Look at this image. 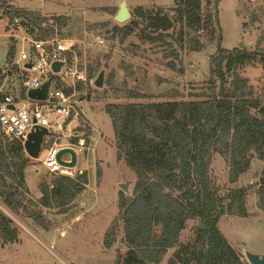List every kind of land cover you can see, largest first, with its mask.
<instances>
[{
	"label": "trees",
	"instance_id": "obj_1",
	"mask_svg": "<svg viewBox=\"0 0 264 264\" xmlns=\"http://www.w3.org/2000/svg\"><path fill=\"white\" fill-rule=\"evenodd\" d=\"M219 1L172 0L167 7H138L133 13L135 18L121 28L122 36L127 37L144 22L145 28L140 29L144 41H164L169 30L182 39L186 29L201 30L212 40L214 24L218 27ZM4 11L11 21L20 18L27 33L37 38L46 37L45 30L54 29V23H48L40 14L10 8ZM54 19L63 24L62 17ZM43 22L47 27L41 26ZM263 40L264 28L257 46ZM14 52L11 45L7 63ZM257 59L264 64V55L257 49L223 48L218 44L209 58L208 79L193 93L194 98L105 105L116 136L117 158L133 174L130 192L118 191V211L103 237L104 246L109 248L116 241L118 228L123 235L126 250L115 264H160L172 248L176 249L167 258L169 264H249L241 260L217 225L225 213L248 214V186L221 195L210 168L214 156H220L229 181L235 182L248 171L253 159L264 160V98L254 96L248 79L239 73L241 67ZM15 70L16 65L8 69ZM7 75L0 65V99L7 93L1 90ZM92 78L89 75L88 79ZM65 90L72 92L70 86ZM86 131L88 135L90 127ZM30 160L21 141L8 138L0 129V201L15 215L46 229L49 224L45 210L67 211L85 189L88 175L82 171L74 177L58 175L51 183L41 180L34 201L27 196L25 179ZM98 174L100 177L99 170ZM255 193L257 207L264 213V165ZM188 221L198 224L191 241L180 243V233ZM18 232L13 219L0 209V242L17 241Z\"/></svg>",
	"mask_w": 264,
	"mask_h": 264
},
{
	"label": "rangeland",
	"instance_id": "obj_2",
	"mask_svg": "<svg viewBox=\"0 0 264 264\" xmlns=\"http://www.w3.org/2000/svg\"><path fill=\"white\" fill-rule=\"evenodd\" d=\"M122 0H0V65L8 75L3 80L1 90L9 91L14 97L22 96L18 71L12 69L20 51L28 48L29 34L19 22L10 20L6 8L31 11L46 17L54 23L52 30H45L48 37L65 38L73 42V54L68 59L70 73L64 87L70 86L77 100L79 113V133L87 134L90 127L89 149L77 150L78 170L86 171L88 183L85 189L70 203L65 212L57 208L45 210L49 228H40L30 220L15 215L1 203L0 209L13 219L19 229L18 240L11 243L0 242V264H115L124 255L126 247L120 239L119 228L116 241L111 247L103 244L104 233L116 217L118 208L117 185L120 172L133 174L117 158L116 136L111 119L104 111L106 104L127 102H163L189 100L193 93L208 79L209 58L216 52L218 44L223 48L237 46L248 50L261 51L264 55V40L257 46V40L264 28V0H220L217 6L218 27L212 40L208 33L186 29L180 39L173 30L164 41L148 42L141 39L139 26L127 37L122 36L124 25L134 19L138 7L150 9L169 6L172 0H126L131 13L129 20L116 22L114 15ZM213 12V10H212ZM62 17L58 24L55 17ZM42 27H47L43 22ZM219 29V30H218ZM220 33V34H218ZM103 38L97 44L94 36ZM221 40L218 41V38ZM11 45L15 52L7 63V53ZM108 66L104 73V84L96 87L92 81L104 62ZM242 77L248 79L254 96L264 98V64L257 59L239 69ZM92 75V79H88ZM80 87V89H78ZM144 95L133 97L131 94ZM77 129V130H78ZM67 141L62 138L61 142ZM47 149L42 147L37 159L31 158L25 170L27 196L36 200L37 185L44 180L51 183L58 174L51 173L42 164ZM65 157H68L65 155ZM264 160L253 159L248 171L235 182H230L228 169L218 155L214 156L210 176L221 195L229 190L248 186L245 197L246 216L225 213L218 221V228L231 246L248 262L245 251L264 254V213L257 207L255 190ZM100 171V177L98 174ZM198 221H188L179 236L180 243L191 241L194 226ZM120 247H117V241ZM168 251V256L175 250ZM168 256L160 263L167 262Z\"/></svg>",
	"mask_w": 264,
	"mask_h": 264
},
{
	"label": "built area",
	"instance_id": "obj_3",
	"mask_svg": "<svg viewBox=\"0 0 264 264\" xmlns=\"http://www.w3.org/2000/svg\"><path fill=\"white\" fill-rule=\"evenodd\" d=\"M13 20L16 24L19 22L18 17ZM27 37L28 48L20 51L19 58L14 63L18 68V78L24 96L14 97L8 91L1 97L0 129L8 138L20 140L23 146L27 134L36 126L46 128L47 133L43 135L41 142V148L47 149L46 157L42 161L43 166L51 173L74 177L76 165L64 166L56 160L57 152L61 148L69 147L75 152L89 149V142L87 143L89 136L79 133V125L75 123L79 121L80 115L73 90L67 93L63 85L68 73L74 76L68 71L70 70L68 59L73 54V42L65 38L48 36L37 38L34 34ZM94 38L97 44L103 43L100 35L97 34ZM56 61L62 62L63 65L59 71L54 72L52 63ZM26 64L31 66L26 67ZM48 79L51 82L44 100H33L26 96L29 89L39 88ZM9 105H13V109L9 108ZM62 138H66L67 141L61 142ZM61 158L67 162L71 159L68 153L63 154ZM77 173H82V170H78Z\"/></svg>",
	"mask_w": 264,
	"mask_h": 264
},
{
	"label": "water",
	"instance_id": "obj_4",
	"mask_svg": "<svg viewBox=\"0 0 264 264\" xmlns=\"http://www.w3.org/2000/svg\"><path fill=\"white\" fill-rule=\"evenodd\" d=\"M131 17V13L127 7L126 0H122L120 4L118 5V9L116 11V14L114 15V20L119 23H123L126 20H129ZM63 65L62 62H53L52 63V69L54 72L59 71L60 67ZM26 67H30V64H26ZM108 63L107 61L104 62L103 67L98 72L97 76L93 79L92 83L96 87H102L104 84V73L105 69L107 68ZM50 79L46 80L39 88L29 89L26 93V96L33 100H44L47 96V91L50 85ZM9 108L13 109V105H9ZM47 133L46 128L44 127H38L36 126L32 131H30L26 139L23 143V149L25 153L33 159H37L41 150V142L43 139V135ZM65 153L70 154V161H64L61 156ZM56 160L61 165L64 166H71L74 167L77 163V154L74 151V149L66 147L61 148L57 152ZM130 182L131 178L128 177V174L126 172H120L119 178L117 180V185L121 189V191L125 193L130 192ZM123 238V235H121L120 239ZM117 241V247H120L119 241ZM245 257L249 264H264V254L259 255L256 253H252L249 251H245Z\"/></svg>",
	"mask_w": 264,
	"mask_h": 264
},
{
	"label": "crops",
	"instance_id": "obj_5",
	"mask_svg": "<svg viewBox=\"0 0 264 264\" xmlns=\"http://www.w3.org/2000/svg\"><path fill=\"white\" fill-rule=\"evenodd\" d=\"M36 182H34V186H36L37 185V180H35Z\"/></svg>",
	"mask_w": 264,
	"mask_h": 264
}]
</instances>
